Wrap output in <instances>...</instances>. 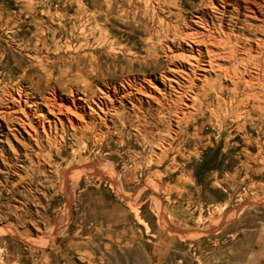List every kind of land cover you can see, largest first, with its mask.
<instances>
[{
  "label": "rangeland",
  "instance_id": "obj_1",
  "mask_svg": "<svg viewBox=\"0 0 264 264\" xmlns=\"http://www.w3.org/2000/svg\"><path fill=\"white\" fill-rule=\"evenodd\" d=\"M251 1L0 0V99L72 95L101 118L38 146L0 121V264H264V101L212 74L187 106L142 83L166 26L199 12L253 38Z\"/></svg>",
  "mask_w": 264,
  "mask_h": 264
},
{
  "label": "bare ground",
  "instance_id": "obj_2",
  "mask_svg": "<svg viewBox=\"0 0 264 264\" xmlns=\"http://www.w3.org/2000/svg\"><path fill=\"white\" fill-rule=\"evenodd\" d=\"M250 3L255 8L250 9L253 19L259 22L254 28L258 33L253 38L234 32L238 29L237 21H230L228 31H224L209 23L199 12L192 14L182 27L166 26L164 41L167 36L171 37V43L165 45L162 52L168 62L166 70L158 78L150 75L144 79V87L155 89L154 82L166 85L173 90L178 103L187 106V101L190 104L198 102V91L203 90L207 77L212 74L215 81L230 83L232 95L242 97L239 103L256 102V108L262 109L259 103L264 101V1L253 0ZM257 15L261 18L258 19ZM140 89L143 86L140 85ZM28 94L23 89L5 91L4 98L0 99V121L16 141L15 134L24 135L38 146L39 134L51 141V133L52 130L56 132L57 123H67L72 129L85 128L83 118L86 115L100 118L92 107H88L89 111L85 110L81 105L82 98L51 95L41 102L30 97L33 102H28ZM95 104L104 106L102 100ZM79 170L69 171L66 179Z\"/></svg>",
  "mask_w": 264,
  "mask_h": 264
}]
</instances>
